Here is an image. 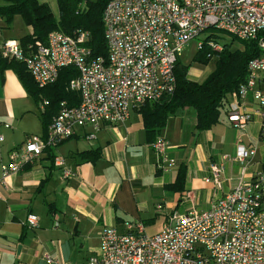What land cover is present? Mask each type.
Returning a JSON list of instances; mask_svg holds the SVG:
<instances>
[{
  "label": "built area",
  "instance_id": "2783aa9c",
  "mask_svg": "<svg viewBox=\"0 0 264 264\" xmlns=\"http://www.w3.org/2000/svg\"><path fill=\"white\" fill-rule=\"evenodd\" d=\"M102 21L105 58L91 56L88 33L82 30L71 35L52 31L45 43L25 48L15 39L3 41L0 55L22 62L38 87L54 83L62 68L75 67L78 76L67 89L77 92L79 101L74 106L61 101L45 137H27L11 152L9 162L1 165L2 182L78 128L90 127L92 137L103 124L124 122L131 109L172 93L175 63L193 39L196 50L208 48L210 60L223 51L226 35L256 41L259 53L248 62L245 81L230 94L226 117L233 128L245 132L252 116H259L258 138L264 141V92L259 87L264 79V0H108ZM249 98L253 110L245 106ZM46 104L43 100L40 109ZM0 127L10 126L0 122ZM152 148L158 169L170 171L175 161L166 155L164 138L158 136ZM254 153V147L237 144L235 157L243 167L236 183L207 209L191 204L183 213L173 212L154 234L146 233L140 221H124L122 230L106 226L97 253L83 264H264V170L245 178ZM54 162L63 165L59 158ZM210 173L205 180L220 188L222 165L211 164ZM69 174L63 170L64 177ZM26 221L30 228L37 224L34 215ZM45 261L67 264L48 255Z\"/></svg>",
  "mask_w": 264,
  "mask_h": 264
},
{
  "label": "crops",
  "instance_id": "0c3cea01",
  "mask_svg": "<svg viewBox=\"0 0 264 264\" xmlns=\"http://www.w3.org/2000/svg\"><path fill=\"white\" fill-rule=\"evenodd\" d=\"M17 18L21 17L14 16L11 24ZM11 24L0 18V49L4 40L19 41L32 32L23 22L25 32L8 33ZM259 87L264 92V79ZM27 94L13 70H0V122L10 126L0 127V264H48L46 255L83 264L97 253L100 231L106 226L122 230L124 221H140L146 233L154 234L173 212L183 213L191 204L207 209L236 183L243 167L235 157L238 143L255 148L245 178L264 170L259 116H252L245 132L234 129L225 113L211 128L197 130L195 109L185 107L169 115L154 137L164 138L166 155L175 161L170 171H160L154 140L146 135L139 107L131 109L124 122L103 124L92 137L90 127L78 128L2 182L1 165L9 162L11 152L21 148L27 137L44 133L40 111ZM245 106L254 109L251 98ZM30 116L36 118L34 127L25 121L30 122ZM85 151H96L99 157L86 161L80 156ZM55 158L63 165H56ZM213 163L223 167L220 188L205 180ZM180 167L185 169L182 191L171 187ZM64 169L70 171L68 178ZM28 215L36 216L34 228L27 224Z\"/></svg>",
  "mask_w": 264,
  "mask_h": 264
},
{
  "label": "trees",
  "instance_id": "16d2710c",
  "mask_svg": "<svg viewBox=\"0 0 264 264\" xmlns=\"http://www.w3.org/2000/svg\"><path fill=\"white\" fill-rule=\"evenodd\" d=\"M107 1L56 0L58 16L55 17L48 4L39 0H0V18L9 26L13 17L19 15L24 24L31 27V34L24 35L19 40L24 48L36 41L45 43L47 35L52 31L71 35L74 31L82 30L88 33L86 46L90 49L91 56L105 58L107 47L102 12ZM233 41L223 42V51L211 59L214 61L213 69L201 81L190 79L188 77L190 65L183 64L180 58L177 59L174 67L176 81L174 91L156 102L145 103L138 110L150 140H154L156 134L166 125L169 115L178 109L185 107L195 109L197 130L211 128L218 122L222 113L226 114L230 94L245 81L247 64L259 53L256 41H239L242 46L232 47ZM207 52L208 48L203 46L201 50H197L192 62L207 65L210 61L206 57ZM5 69L15 72L39 108L43 100L47 101L44 108L40 109L44 130L42 137H45L52 118L58 113L61 101H66L70 106L76 105L79 101L78 93L67 89L68 82L78 76V71L73 66L62 68L57 80L45 87H38L35 84L22 62L0 57V70ZM44 151L50 152L51 148ZM80 156L91 162L99 157L96 151H85L80 153ZM184 180L185 169L180 167L171 187L182 191Z\"/></svg>",
  "mask_w": 264,
  "mask_h": 264
},
{
  "label": "rangeland",
  "instance_id": "374dc122",
  "mask_svg": "<svg viewBox=\"0 0 264 264\" xmlns=\"http://www.w3.org/2000/svg\"><path fill=\"white\" fill-rule=\"evenodd\" d=\"M39 1L47 3L51 12L53 13V15L55 17L58 16V7H57L56 0H39ZM86 1H92L93 2L95 0H86ZM25 30H26V28H25V25L23 24V21L21 20V18H17V20H15V22H13L11 24V29H9L7 32L16 35V34H22L23 32H25ZM208 32H213V30H209ZM204 34H207V33H204ZM203 36L204 35H202L201 37H203ZM224 40L227 43L231 41V39L228 35L225 36ZM196 42H197V40L193 39L186 45L185 49L183 50V52L180 55V60L183 64L190 65L189 69H188V74L192 80H203L207 76V74L213 69L214 61L210 60L207 65H202V64L196 63L194 61L192 62V59L197 52ZM231 46L232 47H237V46L240 47L242 45L238 40H234L232 42ZM26 94H27V92H26ZM28 99H31L32 102L34 103V105L36 106V108L38 109V111H40V108L38 107V104L36 103L35 99L29 95H28ZM29 120H30V122L28 120H25L26 123L28 124V126L31 125L30 127H34V125H36V118L34 116H30ZM158 210H160V209H158Z\"/></svg>",
  "mask_w": 264,
  "mask_h": 264
}]
</instances>
